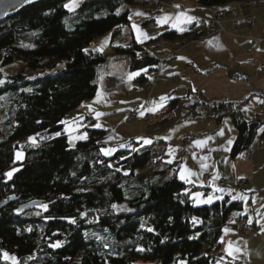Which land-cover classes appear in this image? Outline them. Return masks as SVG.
Listing matches in <instances>:
<instances>
[{
  "label": "trees",
  "instance_id": "obj_1",
  "mask_svg": "<svg viewBox=\"0 0 264 264\" xmlns=\"http://www.w3.org/2000/svg\"><path fill=\"white\" fill-rule=\"evenodd\" d=\"M67 1L27 2L0 21V201H8L0 214V264H13L5 252L18 264H220V235L229 215L242 210L240 199L195 205L191 195L201 187L171 168L136 177L154 161L148 146L131 138L107 147L103 126L88 125L69 143L64 116L95 97L98 70L108 61L91 48L95 38L110 32V49L131 71L152 70L159 59L135 40L119 44L131 22L128 7L140 5L135 0H81L73 11ZM193 1L208 10L241 0ZM70 15L79 20L69 28L63 20ZM190 34L199 37L166 29L157 38ZM136 81L146 82L145 73ZM178 99L166 101L159 123L173 118ZM203 114L218 124L231 116L232 153L250 144L260 122L249 123L221 99L198 98L182 111ZM36 201L47 204L41 214L18 211Z\"/></svg>",
  "mask_w": 264,
  "mask_h": 264
},
{
  "label": "crops",
  "instance_id": "obj_2",
  "mask_svg": "<svg viewBox=\"0 0 264 264\" xmlns=\"http://www.w3.org/2000/svg\"><path fill=\"white\" fill-rule=\"evenodd\" d=\"M176 4L185 6L183 13L193 18L190 22L183 18L177 22L176 17L181 11L167 6L156 13L154 8L147 5L134 6L129 12L130 24L121 29L120 41L123 45L132 40L140 43L148 41L147 48L152 49L150 53L156 58L165 60L170 55L156 70L148 73L155 86L152 99L144 106L148 111L154 109L151 112L158 114L161 104H167L166 101L170 98H179V104L172 111L173 118L155 126L145 124L146 128L143 131L139 128L136 134L125 132L121 135L122 128L118 126L111 140L119 143L127 136L135 137L142 133L148 140L146 146H152L154 150L157 165L162 170L171 168L170 174L174 173L178 178L184 174L186 179L183 181L191 186H200L201 188L195 189L194 194L199 193L201 201L207 200L209 196L214 201L225 195L240 199L242 210L229 215L220 235V264H264V131H261L264 128V75L259 69V65L264 64V43L258 40L264 35V0L234 1L221 7L226 10L234 8L240 18L251 16L253 21L250 26L241 22L234 26L229 20L230 16L224 13L223 27L209 36L201 34L204 31L203 23L195 18L203 16V8L193 0H177ZM165 16L171 19L167 23H160ZM151 18L157 23L154 30L142 25ZM137 28L145 34L140 39H137ZM162 28L177 32L192 31L200 38L184 46L178 45V40H169L155 48ZM92 49L99 50L96 46ZM105 52L107 56L113 54L110 48ZM112 67L115 68L113 65ZM113 68L109 67L103 77L99 78V85L92 99L95 104L92 105L90 100L81 108H86L88 115L96 120L94 125L108 128L112 127V123L108 122L112 118L121 119L123 126L124 110L134 105L130 98L132 95L121 93L116 99H112L113 103L121 105L120 108L110 109L112 105L108 103L109 98L112 94L117 96L120 88L119 75ZM128 71L127 64L125 72ZM141 87L143 88L142 83ZM139 97L135 100L138 103H134L142 106L144 96ZM198 98L229 101L231 110L239 112L244 120L249 123L259 120L256 134L247 146L253 153L249 155L244 150L231 152L237 131L230 115H226L220 124L205 114L183 117V109ZM97 113L101 115L97 116ZM173 125L178 126L177 129L172 128ZM80 130L82 128L78 122L66 130L72 142L76 140L73 133ZM241 178L248 179L244 190L235 185ZM217 179H223L224 186L218 185ZM239 215L254 229L251 233H234L235 219ZM225 229L229 231L225 232Z\"/></svg>",
  "mask_w": 264,
  "mask_h": 264
},
{
  "label": "rangeland",
  "instance_id": "obj_3",
  "mask_svg": "<svg viewBox=\"0 0 264 264\" xmlns=\"http://www.w3.org/2000/svg\"><path fill=\"white\" fill-rule=\"evenodd\" d=\"M135 1L137 3H139L140 5H142V6L147 5L149 7L154 8L156 10L155 13L159 12L163 8H166V6L169 7V8H173L174 10L179 11V12L180 11L184 12V7H185L184 5H181V6L177 7V5H179V4H176L177 0H166V1H163V0H135ZM72 2H73V0H68L65 3V5H68L69 3H72ZM75 2L79 5L81 0H75ZM140 5H134V6H140ZM65 8L67 10H69V8H67L66 6H65ZM128 8H129L128 11L130 12L131 8L130 7H128ZM204 10H205V12H204L203 16L200 17L201 18L200 22L203 23V26H204V31L201 32V34L203 36H209L210 34H212V33L216 32V31H218L219 29H221L223 27L222 21H223V16L225 14L227 16H230L229 20L234 26H236L237 24L240 25L239 24L240 22H241V24H244L246 26H250L251 23L247 24V23L244 22V19H246V18H251L252 21H253V17H251V16H243V17L241 16V18H240L238 16V14L236 13V10L234 8H230L229 10H226V9H223V8H220V9H213V8L210 9L209 8L208 10L207 9H204ZM71 11H73V10H71ZM214 14L217 17H219L220 15L222 17V20H220L217 23V27H215V25H213V23H215L217 21V17ZM78 20H79V18L76 15H70V16L66 17L63 21H64L66 27L70 28ZM142 25H143L144 28H149L150 30L151 29L154 30V29H156L157 23H156L154 18H151L149 20H146ZM165 30H166L165 28L164 29L162 28V31H165ZM109 36H110V32L95 38L93 40L92 44H91V48H93V46H96V47H98V49L101 52L106 54L105 51L110 48L109 44H108L109 43V41H108L109 40ZM105 37H107V38H105ZM188 37L189 38H186V39L182 38L181 40H178V45L184 46V45H187L190 42L196 41V40H198L200 38V37L194 36V34H190ZM258 40H261L264 43V35L259 37ZM165 42L166 41H165L164 38H159L157 40L156 44H155L156 45L155 48H157V46L160 47ZM117 44H118V42H117ZM119 44L122 45V46H125L122 43H119ZM142 44H144L145 49L148 50V52L150 53L152 49L149 50L147 48L149 42L146 41L145 43H142ZM18 45H20L22 47H27L28 46V44H25V43H22V42L18 43ZM169 56L170 55L168 54L165 57L166 58L165 60H168ZM157 59H159V58H157ZM165 60L159 59L158 64L156 65V67L154 69H152V71L156 70V68L158 66H160L162 64V62L165 61ZM128 63H127V60H125V58H123L122 56H118V55L112 54V55L108 56L107 63L105 65H102L99 68V70H98V77L96 79V81H97L96 83L98 85H99V78L102 75L105 74L104 72L107 71V69H109V67L113 68L112 65L115 67V68H113L114 71H116L118 73V75H119L118 76L119 77L118 83L120 84V88H119V90L117 92V96L112 94V97L109 98V102L108 103H110V105H112V106H110V109H114V108H117V107L120 108L121 105L113 103L112 99L113 98L116 99L118 97V94H121V93H124V94L129 93V95H132L130 98L133 99L132 103L134 104L132 106H129L126 110H124L125 117H124V120H123V126L121 125V122H122L121 119L117 120V118H115V120H114L112 118V119H110L108 121L109 123H112V127L111 128H108V127H105V126L103 127V128L108 129L107 130V134L104 136L106 138L105 145L107 147L108 146L114 147V146H119V145L125 144L131 138H135L137 140L141 139L143 143L147 144L148 140L143 137L142 133L139 136H135V137H131L133 135L127 136V138H125L124 140H122V142H119V143H115L114 140L112 141L111 140V136L117 131L118 126H121V128H122L121 129V135H124L125 132H128L127 134H129V133L136 134V133H138L137 130L139 128L141 129V131H143L146 128L145 124H148V126H150V125H154V126L158 125V123H159L158 121H160V119H161V117L159 116L160 111L163 110L165 108V106L167 105L166 103L164 105L161 104L162 106H160L159 110H157L158 114H156L154 112H151V111H148L146 109V106H144V105H145V103L149 102V100L152 99L151 95L153 94L152 91H153V88L155 86V82H153L152 77H150L148 75V73L151 72V71L150 70L147 71L146 69L145 70L137 69V70H134V71L129 70L128 72H125L126 71V65ZM259 66H260L259 69L261 71V74L264 75V64H260ZM16 68H17L16 66L10 67L5 72L9 74L11 72H14ZM144 72H145V76H146V82L144 81L143 88H142L141 87V83L136 81V78H137V76L139 74L144 73ZM137 73H138V75H137ZM129 77H131V79ZM100 84L102 86H105V84H103L102 82H100ZM140 95H141V98L144 96V100L141 102V103H143L142 106H139V104H136L138 102L135 101L138 98H140L139 97ZM90 100H92V99L85 100L86 102H83L81 104V107L75 109L74 111H71V112L67 113L64 116L65 117L64 118V121H65L64 128H65V132H66L67 136H69L70 134H68V132L66 130L69 129V127H73V126L77 125V122L80 123V127L82 128V130L85 129L86 126H88V125H94L95 124V121H96L95 119L85 117V115L90 116L86 112V108L85 109H81L82 107L83 108L85 107L84 103H88ZM134 102H136V103H134ZM227 102H229V101H227ZM91 103H92V105H94L95 104L94 100H92ZM229 103L231 104V102H229ZM108 106H109V104H108ZM112 112H114V111H111V113ZM89 113H91V112H89ZM173 126L174 127H172V128H176V129L178 127V126H175V125H173ZM176 129H175V131H176ZM175 131H174V133H175ZM78 132L79 131H75V133H73V134L77 137L78 135H80ZM68 139H69V143L71 145L76 142V140L74 142H72L70 137H68ZM23 143H25V142H23ZM40 146H42V145H40ZM141 148L143 149L144 146L141 147ZM147 149H149L151 151L154 161H152L151 163L146 165L144 168H141L140 170H136L135 176L136 177H144V178H151L152 179V177H155V172H159V171H163V170L156 163V157H154V150L152 149V146L147 147ZM242 150H244V152L246 154L248 153L249 155L251 153H253V151L249 147L244 148ZM16 152H17L16 153V157L19 158L21 156V152L20 151H16ZM18 154H19V156H18ZM247 183H248V179L247 178H241V179H239L236 182L235 185L240 190H244V188H246V186L248 185ZM224 184H225V181L223 180V182H222V184L220 186H224ZM194 193H195V191L192 192L191 197L195 198L194 199V204L195 205L196 204H207V203H201L200 202L201 201V197H197V195L194 194ZM45 205L47 206V204H45V203H43V204L41 203V205L37 204L36 207L34 206L35 208L32 207V208L26 209L25 212L21 211V213L24 212L23 214L27 215V216H36V215L41 214L43 212V210H45V207H44ZM121 207H122V205H121ZM236 218L239 219V218H242V216L239 215ZM243 219L245 220V222L247 224L246 219L244 217H243ZM249 228L251 229V232L254 230L252 227H249ZM251 232H249V233H251ZM234 233L236 234V227L234 228ZM249 233H246V234H249ZM56 244H59V243H55L54 245H56ZM9 260H11L13 262V264H14V261H13L11 256H9ZM15 264H18V259H15Z\"/></svg>",
  "mask_w": 264,
  "mask_h": 264
},
{
  "label": "snow or ice",
  "instance_id": "obj_4",
  "mask_svg": "<svg viewBox=\"0 0 264 264\" xmlns=\"http://www.w3.org/2000/svg\"><path fill=\"white\" fill-rule=\"evenodd\" d=\"M29 2H30V0H29ZM67 8H69V10H73L75 7H77L78 6V4L75 2V0H73V2L72 3H69L68 5H65ZM177 7H179V5H177ZM138 15H142V13H137ZM181 18H183L185 21H188V22H190L193 18L192 17H188V16H186V14L185 13H183V12H181L177 17H176V19H177V22H179L180 21V19ZM169 19H171L170 17H167V16H165V17H163L159 22L160 23H167L168 22V20ZM135 27V26H134ZM137 30V39H140V36L141 35H145V34H143V33H141L140 31H139V29L137 28L136 29ZM137 75H138V73H137ZM130 79H131V77H129ZM154 109H149V111H153ZM99 115H101L100 113H97V116H99ZM95 127H100V125L99 124H97V125H95ZM261 131H264V128H262L261 129ZM221 134H223V133H221ZM57 135H59V133H57ZM81 138H86V137H81ZM30 139H32L33 140V142L35 141V138H30ZM199 143V142H198ZM104 154L105 155H109L110 154V151L109 150H104ZM18 156H19V154H18ZM9 178L12 176V172H8L7 174H6ZM182 180L183 179H186V177H185V175L184 174H181V177H180ZM220 191H222V189H219ZM197 195V197H199V193H197L196 194ZM201 203H211L212 202V197L211 196H209L208 198H207V200H204V201H200ZM45 208L47 207L46 205L44 206ZM225 232H228L229 231V229H225L224 230ZM59 246V244H56V245H54V247H58ZM229 254H231V245H229ZM3 257H4V259H9V256H8V253H3ZM13 259V261H14V264H15V258H12Z\"/></svg>",
  "mask_w": 264,
  "mask_h": 264
},
{
  "label": "water",
  "instance_id": "obj_5",
  "mask_svg": "<svg viewBox=\"0 0 264 264\" xmlns=\"http://www.w3.org/2000/svg\"><path fill=\"white\" fill-rule=\"evenodd\" d=\"M31 1H34V0H30V2ZM27 2H29V0H0V21L4 20L10 14L9 12L14 11L17 8L24 6L25 4H27ZM7 202L8 201H4V202L0 201V214H1V210L4 208ZM38 203L39 201L25 204V206H21L18 209V211L19 212L25 211V209L32 208Z\"/></svg>",
  "mask_w": 264,
  "mask_h": 264
},
{
  "label": "built area",
  "instance_id": "obj_6",
  "mask_svg": "<svg viewBox=\"0 0 264 264\" xmlns=\"http://www.w3.org/2000/svg\"><path fill=\"white\" fill-rule=\"evenodd\" d=\"M215 15V14H214ZM234 15V14H233ZM216 16V15H215ZM217 17V16H216ZM222 20L221 15L219 17H217V21L215 23H213V25H215V27H217V23ZM245 23H252V19L251 18H246L244 19ZM223 182L222 179L218 180L217 183L219 185H221ZM235 227H236V234L240 235V234H246L251 232V229L247 226L245 220L243 218H236L235 219Z\"/></svg>",
  "mask_w": 264,
  "mask_h": 264
},
{
  "label": "bare ground",
  "instance_id": "obj_7",
  "mask_svg": "<svg viewBox=\"0 0 264 264\" xmlns=\"http://www.w3.org/2000/svg\"><path fill=\"white\" fill-rule=\"evenodd\" d=\"M195 18L198 19L199 21H201V18H200V17H199V18H198V17H195ZM223 18H224V16H223ZM242 19H243V18H242ZM165 41L168 42L169 40H165ZM36 205H37V204H36ZM36 205H35V206H36Z\"/></svg>",
  "mask_w": 264,
  "mask_h": 264
}]
</instances>
